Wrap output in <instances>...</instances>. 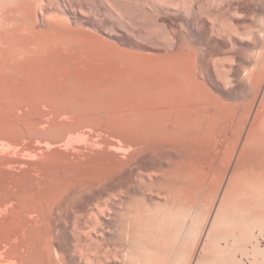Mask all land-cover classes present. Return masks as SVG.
Listing matches in <instances>:
<instances>
[{
    "label": "bare ground",
    "instance_id": "6f19581e",
    "mask_svg": "<svg viewBox=\"0 0 264 264\" xmlns=\"http://www.w3.org/2000/svg\"><path fill=\"white\" fill-rule=\"evenodd\" d=\"M0 129V140L22 149L28 136L54 147L45 154L29 141L27 157L45 154L34 158L41 166L27 159L39 169L26 159L23 167V157L26 172L0 177L2 243L36 240L30 251L21 245L28 261L7 250L0 264H58L56 254L67 264L55 243L67 215L82 217L89 194L107 197L83 215L86 236L108 200L130 186L140 189L129 194L134 205L154 191L166 196L156 214L137 204L124 220L117 215L126 245L146 255L136 254L135 264H216L205 244L197 258L189 246L199 227L206 238L223 226L215 234L237 250L247 230V257L254 229L264 232V0H0ZM76 137L90 147L88 139L87 150L78 146L83 139L71 145ZM70 145L86 153L64 152ZM236 154L206 234L207 199ZM250 250L261 251L259 243ZM229 251L219 264H239ZM95 258L84 264L102 262Z\"/></svg>",
    "mask_w": 264,
    "mask_h": 264
},
{
    "label": "rangeland",
    "instance_id": "374dc122",
    "mask_svg": "<svg viewBox=\"0 0 264 264\" xmlns=\"http://www.w3.org/2000/svg\"><path fill=\"white\" fill-rule=\"evenodd\" d=\"M40 111H42V110H40ZM44 111V110H43ZM46 111V110H45ZM44 111V112H45ZM39 113V111L37 112V114ZM46 113V112H45ZM49 113V112H48ZM20 114H22V113H20ZM40 114H41V112H40ZM48 117L50 116V115H47ZM44 117V116H43ZM48 117H44V120H45V118L47 119ZM50 119H52V117H50L49 119H47V121L48 122H51V121H53V120H50ZM50 120V121H49ZM60 121H63L62 119L60 120ZM46 124H50V123H46ZM46 124H43L42 125V127H44V125H45V128H42L44 131L47 129L46 128V126L48 127V129H47V131L49 130V126H51V125H46ZM21 127H23V126H21ZM25 127V126H24ZM24 127H23V131H24ZM27 127V126H26ZM88 128H89V130H88ZM39 130L38 131H43V130H40L41 129V127L39 126V128H38ZM91 129V127H86L85 128V132H87V131H94L93 130V128H92V130H90ZM1 130V129H0ZM22 130V129H21ZM87 130V131H86ZM2 131V130H1ZM26 131V130H25ZM42 132V133H45V132ZM46 131V132H47ZM88 132V133H89ZM94 132H97L96 130L94 131ZM94 132H90L91 134L92 133H94ZM26 133H28V132H26ZM89 133V135L91 136V134ZM95 134V133H94ZM93 134V135H94ZM101 134V133H100ZM99 134V135H100ZM15 135V134H14ZM14 135H12V137L14 136ZM29 135V133L27 134V136ZM95 135H98V133H96ZM31 136V135H30ZM90 136H84V137H90ZM9 138H10V135L8 136ZM17 137V136H16ZM15 137H13V139H14ZM25 139H27L26 141H25V139L23 140V138H21L20 140H23L24 141V143H23V141H22V146H24L23 144H25V148L27 147V146H29V144H31L32 143V141H33V146L34 145H36V143H38V141L35 139V141H34V139L32 138L31 139V137L29 138V136L26 138V137H24ZM29 138V139H28ZM88 138H77L76 137V139L78 140V143H77V140L76 139H74V141H76V143H71V145H74V144H76V147H77V145L78 144H80V143H82V141H84L82 144H83V146H82V144H80V145H78V146H80V147H84L85 149H86V147H85V145H84V143L86 142V139H88ZM91 138V137H90ZM19 138L17 137V139L16 140H18ZM31 139V140H30ZM83 139V140H82ZM97 139V138H96ZM20 140H18V142H20ZM82 140V141H81ZM4 141H8V140H4ZM4 141H2V140H0V149H4L3 151L2 150H0V163H2L3 164V162H5L6 160H7V166H6V164H5V167L4 166H2L3 168L1 169L0 168V170H4L5 168L6 169H8V172H10L16 165H15V163L17 164V169L16 168H14V170H15V172L16 171H18V173H13L14 172V170H12L9 174H8V172L6 173V171L4 170V172H2V171H0V177H5L6 178V176H7V178H8V175H9V179H10V176L12 177V178H15V177H18V176H20V174L22 175V171H23V173L24 172H26L27 170L26 169H28V168H32V167H30V166H32V164L30 165V163L31 162H28L27 161V159L29 160V158H30V161H33V163H36V162H34L35 161V159L34 158H36L37 157V155H39L40 156V154L41 155H43V156H45V154L47 153L46 151L47 150H51V149H53L54 147H48V149L46 148V147H44L43 145H42V143H38L39 144V146H38V144H37V146H38V148L40 149V147H41V145H42V150L40 149V150H37V151H42L43 153H45V154H42V153H40V154H38L37 152H36V156L32 153V154H30L29 153V155L30 156H28L27 157V154L26 153H28V152H26V153H24L25 151H24V149L25 148H23L22 149V147H21V144H10V142H4ZM29 141H31V143L29 142ZM37 141V142H36ZM73 141V142H74ZM89 141V142H88ZM3 142V143H2ZM69 142H72V140L71 141H69ZM87 142H88V144H87ZM87 142H86V144L88 145V147H90V145L89 144H91L90 143V139H88L87 140ZM21 143V142H20ZM27 143V144H26ZM29 143V144H28ZM1 144L3 145L2 147H1ZM7 144H10V145H8L7 146ZM31 144V145H32ZM13 145V146H12ZM18 145V146H17ZM27 145V146H26ZM68 145H69V143H68ZM70 145V146H71ZM86 145V146H87ZM16 146V147H15ZM36 146V147H37ZM75 146V145H74ZM4 147V148H3ZM6 147H8V148H6ZM12 147H13V149H12ZM87 147V148H88ZM46 148V150L44 151V149ZM70 148H72V149H70ZM70 148H66L65 149V151L64 152H71L72 153V150H73V146H71ZM17 149V150H16ZM70 149V151H68V150ZM75 149V148H74ZM77 149H79V148H77ZM76 149V150H77ZM83 148H80V150H78V151H76V150H74V151H76V156L77 155H79V154H77L79 151H81ZM16 150V151H15ZM21 150H23V151H21ZM84 150V149H83ZM87 150V149H86ZM8 151V152H7ZM52 151V150H51ZM74 151H73V153L72 154H74ZM11 152L12 153H14V154H11ZM18 152H20V153H18ZM49 152V151H48ZM85 153H86V151H84ZM84 152L82 151V153L84 154ZM23 153V154H22ZM51 152H49V154H50ZM71 153H68V154H71ZM79 153H81V152H79ZM226 153V152H225ZM19 154V155H18ZM22 154V155H21ZM25 154V155H24ZM83 154H81V155H83ZM230 154V153H229ZM6 155V156H5ZM8 155V156H7ZM11 155V156H10ZM32 155V156H31ZM34 155V156H33ZM81 155H79V156H81ZM18 156V157H17ZM39 156H38V158L36 159L37 161H39ZM42 156V157H43ZM76 156H74V157H76ZM2 157V158H1ZM5 157V158H4ZM10 157V158H9ZM24 157V158H23ZM48 157H50V156H48L47 155V157H45V158H48ZM237 158V154L233 157V158H231L230 160H229V156L228 157H226L225 158V161L224 162H226L224 165H225V168L227 167V165H228V172H227V175L224 177V179H223V181H222V185H221V189L219 190V192H218V194H217V196L215 197L213 194H215L216 195V193H212L211 195H213V196H211L210 194H209V196H211L212 198L210 199V201L207 199V206H206V217L204 216V218H206V226H205V229H206V234H207V232H208V230H209V227H210V224L212 223V219H213V216H214V214H215V212H216V210H217V207H218V204H219V200L221 199V196L223 195V193H224V190H225V186L227 185V182L229 181L228 179L230 178V175H231V171H232V168H233V166L236 164V158ZM19 158V159H18ZM20 158H23V160H21L22 161V163H24L23 161H24V159H26L25 161L28 163H24L25 164V166H23V167H25L24 169H23V167H22V163H21V161L19 162V160H20ZM31 158L32 159H34V160H31ZM44 158V157H43ZM11 159V162L9 161ZM40 159H41V157H40ZM49 159V158H48ZM48 159H44L43 161V163L45 164V161H47ZM236 159V160H235ZM1 160H3V161H1ZM12 160H13V162L14 161H18V162H14V166L12 165ZM229 160V161H228ZM232 160V161H231ZM228 161V162H227ZM41 163H42V161H40ZM40 162H38V163H36L38 166L41 164ZM48 162V161H47ZM11 164V165H9V166H13V167H8V164ZM20 163L22 164L21 166H20ZM2 164H0V167H1V165ZM18 164H19V166H18ZM26 164H27V166L29 165V167L27 168L26 167ZM36 164H34V165H36ZM38 166H35L33 169H39V167ZM41 166V165H40ZM42 166H44V165H42ZM8 167V168H7ZM18 167L20 168V167H22V168H20V169H18ZM9 169H11L10 171H9ZM23 169V170H22ZM33 169H31V170H33ZM40 169H41V167H40ZM20 170V171H19ZM5 173L6 175L5 176H3L4 174H2V173ZM21 172V173H20ZM11 173H13V174H15L14 176H13V174H11ZM11 174V175H10ZM19 174V175H18ZM11 178V179H12ZM221 178V177H220ZM217 179V178H216ZM14 180V179H13ZM220 181L219 182H221V179H219ZM215 181H217V180H215ZM218 181H217V184H216V182L214 183V190L217 188V186L216 185H218V183H219ZM216 184V185H215ZM121 185H125L124 184V182L121 184ZM120 186V185H119ZM129 187V186H128ZM216 187V188H215ZM122 188V187H121ZM132 188V189H131ZM122 189H124L125 190V187H123ZM103 190V189H102ZM122 190L123 192L122 193H124V192H126V193H128V195H126L125 193L124 194H122V197H123V199H122V197L121 196H118V193H117V198L116 199H118V200H116L115 198H114V200L113 199H109L108 200V203H107V205H108V207L107 206H105V208L107 207L108 209H104L105 211H103L102 212V214L104 215V217H103V215H102V217H101V215H99V216H97V218H98V220H95V219H97L96 218V216H95V218H93L94 216H90L91 217V221H92V223H93V225L92 226H90L91 227V229H92V231L93 232H91V233H87L86 234V236H84L83 234V228H84V230H86L85 228L87 227L86 226V223H84L85 221H84V219H85V216H83L84 214H86L87 213V211L89 210V206H91L92 204L94 205H99V204H101L102 202H99L100 200L101 201H103V200H105V199H107V197H100V196H98V195H96L97 193H98V191L96 192V194L94 193V194H89L87 197H85V199H83L82 201H81V208H82V217H78V214L79 213H77V212H70L68 215H67V218H66V220L64 221V222H66V223H62L63 225H61V230H60V233L58 234V236L57 237H59V238H56L55 239V243L58 241V244L56 243V245H61V246H58L59 247V250L60 251H62V254L63 253H65V254H63L64 255V257H65V262L67 263V264H84V261L88 258V259H90L91 258V260L93 259V258H95L96 256V258L95 259H99V261H102V262H93V263H90V264H125V263H127L128 262V264H135V262H136V260L138 259L137 258V255L139 254V255H141L142 257H144L145 258V253L143 252H140V253H138V249H135V245H136V243L134 244V242H131V244H128L129 246H127L126 244L128 243V242H126L124 239H122L123 238V233L121 234V230H122V232H123V229H119V227H123L124 228V226H125V222H123V220L125 219L124 218V216L123 215H125V213L126 212H129L130 210H131V208L133 209L134 207H138V205L137 204H141V205H139V208H144V211L146 212V213H148V215L150 216V214H151V212L153 211V212H156L157 213V211H155L157 208V210H159V207H160V209H161V207L163 206V204H164V199H165V195L163 194V193H158V192H152V194H148V195H146V199L148 200L147 201V203H145L144 201H146V200H144L143 201V199H141V202H140V200H139V198H141V197H139V198H137L138 200H139V202H135V204L136 205H134L133 203H134V199L135 198H133V196H130V195H132L131 193H132V190L133 191H137V193L140 191V189L139 188H137V187H129V189H127V190ZM128 190H130V191H128ZM139 190V191H138ZM104 191V190H103ZM102 191V192H103ZM110 194L112 193V192H110V190L108 191ZM130 192V193H129ZM104 194H105V191H104ZM130 194V195H129ZM123 195H125V196H123ZM149 195H152V196H149ZM127 196V197H126ZM119 197V198H118ZM101 198H103V199H101ZM129 198V199H128ZM131 198H133V199H131ZM152 198V199H151ZM210 198V197H209ZM120 199V200H119ZM136 199V201H138ZM126 200V202H127V200H128V202L126 203V202H124L123 203V201H125ZM129 200H131V201H129ZM111 201V202H110ZM117 201V202H116ZM151 201V202H150ZM214 201V202H213ZM85 202V203H84ZM132 203L133 205H131V204H128V203ZM142 202H144L145 204H142ZM122 203V204H121ZM210 203V204H209ZM212 203H213V205H212ZM113 204V205H112ZM117 204V205H116ZM109 205H111V208H110V206ZM129 205V206H128ZM133 206V207H132ZM141 206V207H140ZM143 206V207H142ZM115 207V208H114ZM131 207V208H130ZM156 207V208H155ZM263 207H264V202H263ZM110 208V209H109ZM123 208V209H122ZM126 208H127V211H126ZM7 209H9V207L7 208ZM85 209V210H84ZM103 209V208H102ZM122 209V210H121ZM109 210V211H108ZM119 210V211H118ZM126 212H125V211ZM129 210V211H128ZM2 211H4V210H1V212ZM84 211V212H83ZM123 211V213H121V212ZM209 211V212H208ZM0 212V213H1ZM108 212V213H107ZM119 212H120V214L123 216L122 217V219H119L118 217H120V215H119ZM152 212V214H156V213H153ZM159 212V211H158ZM4 214H6V213H2V215L4 216ZM151 214V215H152ZM205 214V213H204ZM1 215V216H2ZM80 215V214H79ZM89 215V214H88ZM88 215H86V216H88ZM117 215H118V217H117ZM0 216V217H1ZM2 216V217H3ZM1 217V218H2ZM75 217V218H74ZM89 217V218H90ZM77 219V220H76ZM101 219V220H100ZM89 220V219H88ZM93 220H95L94 222H93ZM118 220H120V221H118ZM97 221H98V223H97ZM99 221H100V224H99ZM102 221V222H101ZM119 222H120V224H121V226H120V224H119ZM122 223H124V226L122 225ZM85 224V225H84ZM96 224V225H95ZM102 224V225H101ZM119 224V225H118ZM75 225H77V226H75ZM99 225V226H98ZM108 225V226H107ZM75 226V227H74ZM84 226H86V227H84ZM89 226V225H88ZM118 226V227H117ZM199 227V226H198ZM197 227V228H198ZM220 227H222V228H220ZM64 230H63V229ZM214 228V231H213V233H212V235L211 236H206V238L204 237V235H202V237L200 236V238H199V233L198 232H200V227L198 228V231H197V229L195 228V230L196 231H194V234H193V236L191 237L192 238V241H189V246L191 247V249H192V251H194L195 252V257L197 258V257H199V256H202L203 255V252L201 251V247H202V245L203 244H205V247H206V253H214V254H216V259L217 260H215L216 261V264H219L220 262H219V259L221 258V256H222V254H221V252L223 253L224 251H226V252H228L230 249V251L229 252H233V256H234V261H235V263L236 262H238L239 264H264V232L262 231V232H260L259 231V228L257 229V227L254 229V231H253V233H254V238L253 239H251L252 237H250V238H248L249 240L248 241H250L251 243H252V245L250 244V242H248L249 243V245H248V243H247V247H248V253L247 254H249L247 257L244 255L243 256V254L244 253H242L241 251V248L240 247H242V245H241V241H240V239L241 238H246L245 236L247 235V233L249 234V232L246 230V234H245V236H244V233H243V235H241V238L239 239V248H238V250H237V248H236V246H234V245H232V247L230 246H227L226 247V245H227V242H229V243H232V240H231V238L228 240V241H226L225 239H222V238H219V237H217V233L215 234V232L217 231V230H220V229H222L223 230V226H219V228L218 227H213ZM216 228V229H215ZM106 229V230H105ZM62 230H63V232H62ZM82 232L81 234H80V232ZM99 231V232H98ZM106 231H108V232H106ZM62 232V233H61ZM79 232V233H78ZM86 233V232H85ZM96 233V234H95ZM79 234V235H78ZM120 234V235H119ZM60 235V236H59ZM74 235V236H73ZM97 235V236H96ZM76 236H78V237H76ZM249 235H247V237H248ZM30 238L31 237H29V240H30ZM119 238V239H118ZM1 239V244H0V260H4V259H6V257L9 255V254H11V253H9V252H12V254L14 253H16L17 255H18V253L19 252H21V256L23 257V255H24V259H26L27 257H29L30 258V255H29V253H28V256H26L27 255V253H23V251L27 248V247H29V249H30V246L32 245V244H30L29 245V243L30 242H33L32 241V238H31V240H30V242L28 241V236L26 237V238H24L23 239V237H22V239L23 240H25V241H23V240H21V237L19 238V239H17L16 241H14V242H12L13 244H11V242H9V241H3V243H2V238H0ZM89 239V240H88ZM93 239V240H92ZM121 239V240H120ZM196 241H195V240ZM251 239V240H250ZM21 240V241H20ZM91 240V241H90ZM124 240V241H123ZM199 240V241H198ZM259 243V246H260V249H261V251H258V252H255V253H253V250H250L251 249V247H253V245L255 244V242L256 241ZM18 241L20 242V243H18ZM36 241V240H35ZM34 241V242H35ZM247 241V240H246ZM26 243L27 242V246L25 245V244H23V243ZM33 242V243H34ZM60 242V243H59ZM17 244L18 246H19V248H18V246L17 245H15V244ZM3 244V245H2ZM76 244V245H75ZM123 246H122V245ZM2 245V246H1ZM10 245V246H9ZM14 245H15V247H14ZM21 245H23V246H25L26 248L24 249L23 248V251H21L20 250V248L22 247ZM121 245V246H120ZM4 246V247H3ZM6 247V249H4ZM18 249H17V248ZM76 247V248H75ZM122 247V248H121ZM130 247H131V249H130ZM134 247V248H133ZM193 247V248H192ZM229 247V248H228ZM235 247V248H234ZM128 248H129V250H128ZM196 248V249H195ZM4 251H3V250ZM20 250V251H17V250ZM28 249V248H27ZM27 249L25 250L26 252H27ZM28 249V251H30ZM65 249V250H64ZM75 249V250H74ZM125 251H124V250ZM229 249V250H228ZM7 250H9V252L7 251ZM13 250H15L16 252H14ZM45 250V249H44ZM77 250V251H76ZM121 250V251H120ZM137 250V251H136ZM223 250V251H222ZM128 251V252H127ZM3 254H2V253ZM6 252V253H5ZM18 252V253H17ZM123 252H125L124 254H123ZM56 253V252H55ZM107 253V254H106ZM129 254V256H128V254ZM253 253V254H252ZM5 254H7V255H5ZM11 254V255H12ZM13 254V255H14ZM15 254V255H16ZM23 254V255H22ZM97 254V255H96ZM121 254L122 255H124L125 257H121ZM137 254V255H136ZM55 254L53 253V257H54V259H55V256H56V259L58 260V264H61V261H60V259H61V257L58 255V254H56L55 256H54ZM59 257H58V256ZM68 256V257H66V256ZM77 255V256H76ZM90 255V256H89ZM112 255V256H111ZM128 256V258H127V256ZM19 256V255H18ZM20 256V257H21ZM93 258H92V257ZM104 256V257H103ZM114 256V257H113ZM5 257V258H4ZM20 257H17L16 256V259H15V256H14V259H12L11 260V262L13 263V262H16V260H19L20 262H24V261H28V258H27V260H24V261H22V259H20ZM58 257V258H57ZM72 257H73V259H72ZM80 258L79 260H80V262H78L79 260H78V258ZM107 259H106V258ZM84 258V259H83ZM86 258V259H85ZM108 258H109V260H108ZM113 258V259H112ZM115 258V259H114ZM55 259V260H56ZM76 259V260H75ZM106 259V260H105ZM118 259L120 260V261H118ZM14 260V261H13ZM56 260V261H57ZM78 260V261H77ZM113 260H114V262H113ZM124 260V261H123ZM128 260V261H127ZM123 261V262H122ZM77 262V263H76ZM125 262V263H124ZM3 263V262H2ZM204 264H209L207 261H206V263H204Z\"/></svg>",
    "mask_w": 264,
    "mask_h": 264
}]
</instances>
